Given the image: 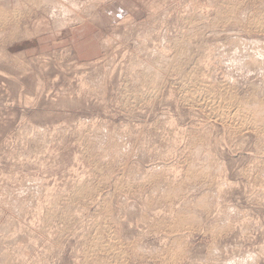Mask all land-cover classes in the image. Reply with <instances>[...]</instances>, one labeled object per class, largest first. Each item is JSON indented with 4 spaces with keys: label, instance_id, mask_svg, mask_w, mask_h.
Segmentation results:
<instances>
[{
    "label": "rangeland",
    "instance_id": "1",
    "mask_svg": "<svg viewBox=\"0 0 264 264\" xmlns=\"http://www.w3.org/2000/svg\"><path fill=\"white\" fill-rule=\"evenodd\" d=\"M37 1L0 14V264H264V0Z\"/></svg>",
    "mask_w": 264,
    "mask_h": 264
},
{
    "label": "crops",
    "instance_id": "2",
    "mask_svg": "<svg viewBox=\"0 0 264 264\" xmlns=\"http://www.w3.org/2000/svg\"><path fill=\"white\" fill-rule=\"evenodd\" d=\"M109 1H111L113 3L116 0H109ZM119 1H121L122 3L121 2H117L119 5L117 3H116L117 5H113L112 8H110V12H112V13L114 12L113 7L114 8L119 7L121 10H122V6H126L128 8V4H126V3H128L127 0H119ZM123 1H125V4H124ZM111 2L108 3V4H111ZM120 9H118V10H120ZM90 28L91 27H89L87 25L86 26L81 25L79 27H75V26L71 27V34H73L75 36V39L77 40L78 52L80 54H83V55H92L89 52L91 50V48L88 49V46H89L88 44H89V42H90V40L92 39L93 36L97 37L99 33L101 34V31H99V28L96 29L95 27H92L91 29L93 31H88ZM73 30H75V33L76 32L77 33L76 34L73 33L74 32ZM71 40H72V38H71Z\"/></svg>",
    "mask_w": 264,
    "mask_h": 264
},
{
    "label": "bare ground",
    "instance_id": "3",
    "mask_svg": "<svg viewBox=\"0 0 264 264\" xmlns=\"http://www.w3.org/2000/svg\"><path fill=\"white\" fill-rule=\"evenodd\" d=\"M1 1V4H0V14L1 13H3V12H5L6 10H9V8H10V10L11 9H16V6H15V4L17 3V2H14V5H11V7H8L9 6V4L8 5H6V2H8V1H10V0H0ZM80 0H66L65 2H64V0H63V2L62 3H60L58 0H56V1H54V4L55 5H52L53 7H58V9H60L63 13H64V15H67L68 14V12H69V7H71V6H75V5H77V3L79 2ZM4 2V5L2 4ZM37 2H39V0L37 1ZM39 5V4H38ZM41 5V4H40ZM46 13H48L49 15H51L52 16V19L54 20V18L56 17V15H58L57 13H55V11H52V10H48ZM67 18H69V17H66V16H62V17H60V18H57L55 21H54V26H56V28L58 27V26H64L65 25V23H66V21H67ZM61 30V29H60ZM154 72H147L146 73V76L148 77H150V78H152L153 76H154ZM211 103H214V101H211ZM243 109V108H242ZM243 115V114H242ZM241 115V116H242Z\"/></svg>",
    "mask_w": 264,
    "mask_h": 264
}]
</instances>
